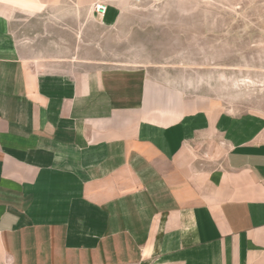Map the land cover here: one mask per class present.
I'll list each match as a JSON object with an SVG mask.
<instances>
[{
	"label": "crops",
	"instance_id": "crops-1",
	"mask_svg": "<svg viewBox=\"0 0 264 264\" xmlns=\"http://www.w3.org/2000/svg\"><path fill=\"white\" fill-rule=\"evenodd\" d=\"M56 1L0 0V264H264V117L103 57L37 70L11 17Z\"/></svg>",
	"mask_w": 264,
	"mask_h": 264
},
{
	"label": "rangeland",
	"instance_id": "rangeland-1",
	"mask_svg": "<svg viewBox=\"0 0 264 264\" xmlns=\"http://www.w3.org/2000/svg\"><path fill=\"white\" fill-rule=\"evenodd\" d=\"M110 2L123 3L115 29L92 5L57 0L52 11L14 14L12 36L37 70L82 71L103 57L101 67L144 69L203 108L264 117V0Z\"/></svg>",
	"mask_w": 264,
	"mask_h": 264
},
{
	"label": "built area",
	"instance_id": "built-area-1",
	"mask_svg": "<svg viewBox=\"0 0 264 264\" xmlns=\"http://www.w3.org/2000/svg\"><path fill=\"white\" fill-rule=\"evenodd\" d=\"M94 13H96L99 17H105L108 7L107 5L100 3V2H96L94 5Z\"/></svg>",
	"mask_w": 264,
	"mask_h": 264
}]
</instances>
